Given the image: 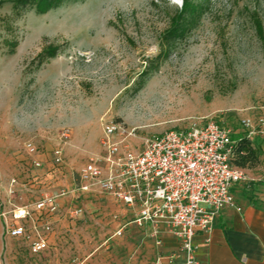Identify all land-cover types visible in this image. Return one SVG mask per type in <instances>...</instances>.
Instances as JSON below:
<instances>
[{"label":"rangeland","instance_id":"rangeland-1","mask_svg":"<svg viewBox=\"0 0 264 264\" xmlns=\"http://www.w3.org/2000/svg\"><path fill=\"white\" fill-rule=\"evenodd\" d=\"M201 1L207 10L199 25L140 88L141 73L159 53L160 36L182 0H84L21 16L4 4L0 203L33 205L44 194L75 188L88 158L103 152L111 122L122 127L117 138L140 151L147 138L195 120H220L236 139L248 132L242 119L251 117L260 163L247 170L264 174V0ZM15 40L11 53L9 41ZM49 42L60 43L62 51L36 68L32 60ZM26 143L37 153L30 154ZM56 150L62 151L59 162ZM78 193L61 198L66 208H84L75 229L62 227L39 254L28 239L8 238L0 245V264H83L95 249L100 263L156 264L166 253L146 231L128 228L115 237L126 217L114 199L98 192L76 199Z\"/></svg>","mask_w":264,"mask_h":264},{"label":"built area","instance_id":"built-area-1","mask_svg":"<svg viewBox=\"0 0 264 264\" xmlns=\"http://www.w3.org/2000/svg\"><path fill=\"white\" fill-rule=\"evenodd\" d=\"M242 121L248 138L256 134L250 129L251 117ZM259 124L264 125L263 118ZM259 131L264 134V129ZM122 133V127L113 122L106 125L103 152L88 158L75 188L44 194L33 205L16 206L9 201L14 207L0 213L4 233L28 239L31 252L39 254L50 246L49 234L60 199L74 192H100L131 209V222L146 229L157 245L162 244V232L174 236L182 254L180 264H199L197 232L210 233L223 208L241 209L234 186L245 183L254 188L260 183L264 187V174L251 176L247 169L233 163L236 139L228 124L220 120H195L186 128L169 129L147 138L140 151L118 139ZM26 148L30 154L37 153L33 143H26ZM56 160H62L61 150H56ZM34 165L38 167L40 162L35 159ZM83 213V207L69 210L71 218ZM122 231L119 229L117 234ZM175 261L173 253L159 254L156 264Z\"/></svg>","mask_w":264,"mask_h":264},{"label":"crops","instance_id":"crops-1","mask_svg":"<svg viewBox=\"0 0 264 264\" xmlns=\"http://www.w3.org/2000/svg\"><path fill=\"white\" fill-rule=\"evenodd\" d=\"M248 173L257 177L253 170H248ZM257 186L249 188L245 183L236 184L233 192L236 203L241 209L232 206L223 208L216 218L210 233L205 231L197 232L196 241L199 244V264H264V187L261 184ZM100 194H102L101 196L114 199L106 193ZM81 195H85V193H78L75 198L79 199ZM62 199L60 200L58 215L53 220V231L49 238L50 243L51 237L55 236L57 232H62L60 230L62 227L72 231L76 226L75 218L67 215V210L72 206L64 207ZM114 201L118 204L121 211L118 214L126 217L123 223L122 221L119 222L114 232L115 237L123 235L128 228L148 232L146 229L131 222L134 217V212L131 209L123 206L115 199ZM9 206L6 201L0 203V213L2 210L9 208ZM73 207H76V205H73ZM119 229H123L121 235L117 234ZM147 234L149 236V232ZM8 238L14 237L4 233L3 218L0 217V245L2 246ZM161 238L162 244L160 246L157 245L154 238L151 237L150 239L162 252H166L165 254H175V263L180 264L183 259L179 241L167 232H162ZM100 258L101 252L98 249L90 250L82 263L105 264L104 262H99ZM134 259H136V256ZM131 264H137V261H131Z\"/></svg>","mask_w":264,"mask_h":264},{"label":"trees","instance_id":"trees-1","mask_svg":"<svg viewBox=\"0 0 264 264\" xmlns=\"http://www.w3.org/2000/svg\"><path fill=\"white\" fill-rule=\"evenodd\" d=\"M84 0H0V9L6 3H11L16 16H21L27 10H35L37 14H46L52 9L58 8L68 2H83ZM207 6L201 0H182V5L177 8L170 18L169 25L160 36V51L150 59V63L141 73L138 88L145 82V77L154 70L159 69L162 62L166 60L171 52L183 42L192 31L199 25L202 16L206 13ZM112 24H114L112 22ZM258 28L262 32V26L258 22ZM18 41H9L10 52L14 53ZM63 46L60 43L49 42L43 46L41 51L33 58L32 63L40 68L43 63L58 56ZM233 163L241 168H255L260 163V147L246 135L236 137L234 147Z\"/></svg>","mask_w":264,"mask_h":264},{"label":"snow or ice","instance_id":"snow-or-ice-1","mask_svg":"<svg viewBox=\"0 0 264 264\" xmlns=\"http://www.w3.org/2000/svg\"><path fill=\"white\" fill-rule=\"evenodd\" d=\"M174 3L180 4L181 0H173Z\"/></svg>","mask_w":264,"mask_h":264}]
</instances>
